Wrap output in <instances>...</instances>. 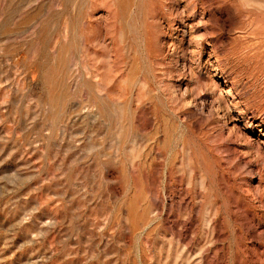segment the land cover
I'll return each instance as SVG.
<instances>
[{"label": "rangeland", "instance_id": "rangeland-1", "mask_svg": "<svg viewBox=\"0 0 264 264\" xmlns=\"http://www.w3.org/2000/svg\"><path fill=\"white\" fill-rule=\"evenodd\" d=\"M0 264H264V0H0Z\"/></svg>", "mask_w": 264, "mask_h": 264}]
</instances>
